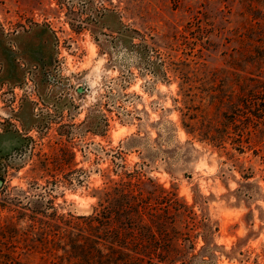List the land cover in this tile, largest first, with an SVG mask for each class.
I'll list each match as a JSON object with an SVG mask.
<instances>
[{"label":"rangeland","instance_id":"374dc122","mask_svg":"<svg viewBox=\"0 0 264 264\" xmlns=\"http://www.w3.org/2000/svg\"><path fill=\"white\" fill-rule=\"evenodd\" d=\"M110 245L264 264V0H0V264Z\"/></svg>","mask_w":264,"mask_h":264},{"label":"trees","instance_id":"16d2710c","mask_svg":"<svg viewBox=\"0 0 264 264\" xmlns=\"http://www.w3.org/2000/svg\"><path fill=\"white\" fill-rule=\"evenodd\" d=\"M98 206L100 209H95L94 212L86 216L85 219L89 221V226H94L95 222H100L101 229L95 232H97V234L107 232V238L113 237L115 238V241H118V239L129 241L134 240V238L131 237L130 239H126L121 237V234H118V229H115L116 235L113 234L111 236L108 231H110L109 222L112 218L128 220L125 223V226L129 228L127 230L128 232H132L135 225L130 220L142 213V211L149 210L151 208L150 203L144 201L142 197H139L138 193L132 189H128L126 192L118 194V197L114 198V202H111L109 197H104L103 200L101 199L98 201ZM175 210L177 212H181V207L176 206ZM79 234L83 235L82 233ZM111 245L108 247L110 248V255L103 254L100 250H97L101 254L100 258L103 259L106 264H143L146 256L147 258H152L154 254L161 253L160 250L157 251L156 249H138L137 247L129 248L122 245H119L120 247L117 248ZM78 248L80 249V246ZM82 254V257L88 260V254L86 252H83ZM90 254L91 256H94L93 253Z\"/></svg>","mask_w":264,"mask_h":264}]
</instances>
